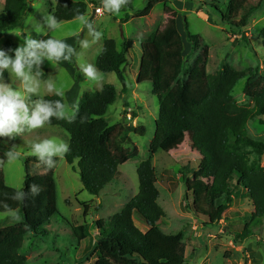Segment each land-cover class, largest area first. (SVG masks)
<instances>
[{
	"label": "trees",
	"instance_id": "16d2710c",
	"mask_svg": "<svg viewBox=\"0 0 264 264\" xmlns=\"http://www.w3.org/2000/svg\"><path fill=\"white\" fill-rule=\"evenodd\" d=\"M132 2L127 0L126 6L132 8ZM154 2L150 1L142 10L143 17L150 15ZM51 6V13L58 23L72 21L78 13L85 15L88 10L85 1L57 0ZM212 7L219 9L215 3ZM28 8V0H5L0 14V35L21 27ZM186 30L187 39L195 49L198 38L189 31L187 20ZM133 43L131 39L126 40V49L132 48ZM262 46L264 48V32ZM15 47L14 42L7 41L2 49ZM141 48L137 81L151 83L159 100V118L150 144L151 153L174 150L190 133L200 160L190 171L199 170L200 176L185 179L187 205L204 226L214 225L223 219L235 197H240L237 196L240 191L245 190L254 211L243 224L242 239L235 240V243L242 242L252 233L251 227L264 223V139L253 137L249 129V124L257 119L264 123V76H260L258 68L238 70L231 64L210 74L206 69L207 53L201 68L195 66L189 70L184 37L176 21L150 33ZM126 62V50L119 49L115 39L106 38L96 66L103 73L115 72L124 92L127 87ZM191 73H194L193 80L188 79ZM2 78L8 79L7 71ZM243 79L246 80L244 95L251 105L240 103L234 95L236 85ZM117 95L115 85L105 84L101 90L86 93L73 115L66 119L53 117L46 123L59 126L70 134L65 159L79 172L84 188L97 196L119 177V167L138 154L136 146L128 145V130L119 132L118 126H111L105 118ZM44 99H60L65 104L63 97L55 93ZM26 172L24 186L17 189L7 183L0 169V212L22 216L21 222L0 227V264H27L23 252L26 236L28 233L45 234V226L58 213L54 170L34 176L29 160H26ZM137 173L138 194L120 212L96 222L98 235L93 264H186L184 231L168 233L159 226L166 213L159 203L160 190L152 159L142 161ZM35 181L42 189L38 196H33L29 190ZM17 193H22L23 197L15 198ZM135 215L148 225L147 231L143 232L135 224ZM89 233L85 224L74 227L79 240L86 239Z\"/></svg>",
	"mask_w": 264,
	"mask_h": 264
},
{
	"label": "rangeland",
	"instance_id": "374dc122",
	"mask_svg": "<svg viewBox=\"0 0 264 264\" xmlns=\"http://www.w3.org/2000/svg\"><path fill=\"white\" fill-rule=\"evenodd\" d=\"M75 1L88 3L85 15L101 33L100 39L89 48H80L79 42L85 37L86 29L77 19L60 22L55 30L46 28L44 18L52 15L51 4L55 5L57 0H28V14L23 25L0 35V49L7 41L19 46L23 43L22 37L57 38L71 45L77 54L70 61H60L56 67H52L45 59L41 65L40 92L43 98L55 93H49L44 84L52 80L63 92L69 117L74 114L86 93L101 90L108 83L115 85L117 99L109 106L105 118L111 126H118L119 132L128 130V145L136 146L138 154L119 167V177L106 185L98 196L84 188L79 172L72 169L65 156L58 159L52 168L57 183L58 213L45 226V234L28 233L26 236L23 252L27 264H93L96 258L94 243L98 235L96 222L120 212L138 194L137 169L142 161L150 158L157 173L159 203L166 213L159 226L168 233L184 231L187 243L186 264H260L258 261L264 260V223L251 227L252 233L243 240L247 248H235L229 242L242 239L240 234L243 224L249 221L254 211L253 202L245 190L240 191L237 195L240 197H235L223 219L214 225L204 226L188 207L185 179L200 176L199 170L193 173L190 171L200 161L191 134L187 133L184 142L168 153L163 150L151 153L150 144L159 118V100L153 93L151 83H138L137 76L143 41L150 33L164 29L172 21H176L184 37L186 67L189 70L195 66L201 68L207 53L206 69L210 74L231 64L238 70L258 68L260 76H264V0H133L132 8L123 6L118 14L104 9L102 17L94 14L91 5V2L100 3L101 0ZM150 1H155V6L149 16L143 17L141 12ZM213 3L218 6V10L212 7ZM4 5L5 0H0V14ZM186 20L189 22V31L198 38V47L195 49H192L193 43L187 39ZM11 32H19L22 37ZM106 38L115 39L118 48L126 50V92L115 72L103 73L96 66V60L103 49L100 40L104 44ZM128 39L134 42L131 49H126ZM81 62L93 64L100 78L88 81L80 71ZM188 79L193 80L194 73L189 74ZM12 80L15 81L14 76ZM15 82L19 84V81ZM245 83V79L238 82L234 95L240 103L251 105L250 99L244 95ZM249 129L253 137L264 139V123L258 119L249 124ZM47 138L70 143L68 132L59 126L46 124L26 131L22 137L15 139L0 137V169L10 186L17 189L24 186L26 160H29L30 172L34 176L50 170L30 151L33 142ZM9 151L17 154L15 158L6 155ZM33 184L38 183L35 181ZM0 221V227L9 226L21 222L22 216L0 212ZM134 222L143 232L148 230V225L138 215L134 216ZM84 224L90 233L86 239L79 240L74 234V227Z\"/></svg>",
	"mask_w": 264,
	"mask_h": 264
},
{
	"label": "clouds",
	"instance_id": "9594fccd",
	"mask_svg": "<svg viewBox=\"0 0 264 264\" xmlns=\"http://www.w3.org/2000/svg\"><path fill=\"white\" fill-rule=\"evenodd\" d=\"M126 4L127 0L91 2L94 14L98 6L103 7V14L104 9L109 13L118 14ZM76 19L86 29L85 37L79 42L80 48L87 49L100 39L101 33L96 30L86 15L78 13ZM44 25L49 30L59 27L58 20L53 15L44 18ZM11 33L22 37L19 32ZM22 39L23 43L15 48L0 49V137L10 139L22 137L26 131L43 127L51 122L53 117L67 118L65 104L60 99L52 101L43 98L40 92L42 83L40 69L45 59L51 63L52 67H56L60 61H70L77 54L76 49L62 39L28 37H22ZM79 67L88 81L92 82L100 78L93 64L81 62ZM34 68L36 71H33ZM4 71L8 72L7 80L2 78ZM13 76L15 81H19L18 85L12 80ZM44 84L49 93L55 92L58 97L63 95L62 90L52 80ZM30 151L45 167L52 169L56 166L57 160L63 159L68 153L69 144L61 139L47 138L33 142L30 145ZM6 155L15 158L17 154L9 151ZM29 190L33 196H38L42 189L39 185L32 184ZM22 197V193H17L15 198Z\"/></svg>",
	"mask_w": 264,
	"mask_h": 264
},
{
	"label": "crops",
	"instance_id": "0c3cea01",
	"mask_svg": "<svg viewBox=\"0 0 264 264\" xmlns=\"http://www.w3.org/2000/svg\"><path fill=\"white\" fill-rule=\"evenodd\" d=\"M74 1H75V0H74ZM99 2H101V1H99ZM100 41H101V44H102V46H103V41H102V40H100ZM0 223H1V221H0ZM229 242H230V244L233 243V246H234L235 248L245 247L244 241L239 242V243H235V240H230ZM250 245H252V244H250ZM250 245H248V248H250ZM245 248H247V247H245ZM235 251L239 253V251H237L236 249H235ZM194 252H196V251H194ZM240 253H241V252H240ZM206 260H208V259H206ZM258 262H260V264H264V260H259ZM229 263H230V262H229ZM243 263H244V262H243ZM230 264H231V263H230ZM237 264H239V262H237ZM244 264H245V263H244ZM249 264H250V263H249Z\"/></svg>",
	"mask_w": 264,
	"mask_h": 264
},
{
	"label": "built area",
	"instance_id": "2783aa9c",
	"mask_svg": "<svg viewBox=\"0 0 264 264\" xmlns=\"http://www.w3.org/2000/svg\"><path fill=\"white\" fill-rule=\"evenodd\" d=\"M95 14L100 17L103 14V7L102 6H98L95 8Z\"/></svg>",
	"mask_w": 264,
	"mask_h": 264
}]
</instances>
